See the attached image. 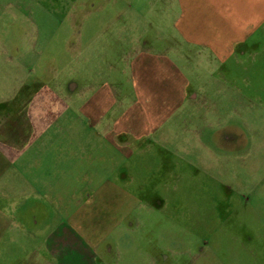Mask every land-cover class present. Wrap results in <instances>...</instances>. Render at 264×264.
Segmentation results:
<instances>
[{"label": "crops", "instance_id": "0c3cea01", "mask_svg": "<svg viewBox=\"0 0 264 264\" xmlns=\"http://www.w3.org/2000/svg\"><path fill=\"white\" fill-rule=\"evenodd\" d=\"M88 1L110 3L100 11L110 24L139 19L132 31L141 36L108 38L103 71L86 74L79 64L59 78L49 63L47 75L31 79L39 60L16 57L8 84L0 82V264H96L91 241L104 215L138 203L115 181L127 177L119 163L163 145L180 118L189 121L187 110L207 114L209 106L196 109L213 97L207 73L220 82L226 66L264 48V0ZM70 2L78 0H0V19L83 12ZM87 30L95 42L112 27Z\"/></svg>", "mask_w": 264, "mask_h": 264}, {"label": "rangeland", "instance_id": "374dc122", "mask_svg": "<svg viewBox=\"0 0 264 264\" xmlns=\"http://www.w3.org/2000/svg\"><path fill=\"white\" fill-rule=\"evenodd\" d=\"M69 4L83 12L0 19V82L8 84L16 57L39 60L31 79L44 76L49 63L59 78L75 75L79 64L86 74L92 67L103 71L108 50L101 46L108 38L124 31L141 36L132 31L141 29L139 19L110 24L102 17L108 1L98 9L88 0ZM93 25L112 30L93 42L87 30ZM16 39L32 49L12 50ZM253 52L245 64L226 66L220 82L217 71L206 72L213 97L196 109L209 106L207 114L187 110L189 121L180 118L163 145L154 142L146 153L119 163L127 177L115 181L138 203L115 210L111 219L104 215L99 240L91 241L96 264H264V48ZM220 86L224 92L216 99ZM218 102L220 112L213 106Z\"/></svg>", "mask_w": 264, "mask_h": 264}]
</instances>
